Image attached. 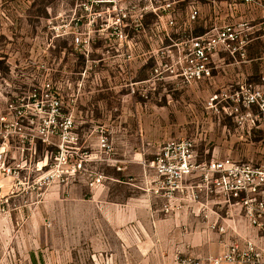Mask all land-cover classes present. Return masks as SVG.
<instances>
[{
	"label": "rangeland",
	"instance_id": "obj_1",
	"mask_svg": "<svg viewBox=\"0 0 264 264\" xmlns=\"http://www.w3.org/2000/svg\"><path fill=\"white\" fill-rule=\"evenodd\" d=\"M197 1L0 0L1 128L18 110L38 122L58 101L56 121L70 115L86 149L101 128L114 146L123 140L152 150L175 138L176 128L188 137L197 124L207 129L209 114L200 120L193 112L204 99L177 89L189 84L182 73L192 47L188 30L199 27L190 17ZM126 16L132 18L127 27L121 20ZM10 141L19 156L20 137ZM58 141L55 135L52 142ZM35 142L38 158L56 150ZM32 178L23 172L14 181L0 180V264H162L168 236L159 241L147 226L133 223L114 235L98 224L91 190L72 196L54 185L39 191ZM110 189L111 198L135 193L149 200L139 186L112 183ZM179 213L184 222L172 228L201 234L195 249L203 255L223 250L225 232L190 209ZM225 216L223 208L220 219Z\"/></svg>",
	"mask_w": 264,
	"mask_h": 264
},
{
	"label": "built area",
	"instance_id": "obj_2",
	"mask_svg": "<svg viewBox=\"0 0 264 264\" xmlns=\"http://www.w3.org/2000/svg\"><path fill=\"white\" fill-rule=\"evenodd\" d=\"M167 3L171 0H156ZM255 2V0H231ZM169 6V5H168ZM164 14V13H163ZM158 16L161 13L157 14ZM197 8L191 11L195 19ZM191 52L183 76L191 83L211 73L208 65L212 54L219 47L234 51V43L243 42L240 28L232 25L214 27L209 31L190 39ZM36 98L37 92L32 94ZM213 100V99H211ZM245 106L257 104L264 117V94L258 89H247L242 100ZM13 108V105L10 106ZM14 109H17L15 107ZM41 109V108H40ZM59 111L51 103L48 117L41 116L38 122L26 117L18 110L13 120L3 130L0 126V180L4 177L11 181L21 177L24 172L32 178V185L44 191L54 185L67 186L84 179L90 188L103 185L105 174L98 167L102 162H113L114 145L105 129L101 128L97 145L86 149L80 143V135L74 129V120L68 115L61 122L56 121ZM251 116V114H246ZM26 118V122L25 119ZM18 135L20 144L16 147L19 156L13 154L11 136ZM58 136L59 141L52 140ZM53 144L54 152L48 151L38 158L35 142ZM144 167L142 188L147 193L161 199V211L172 214L183 211V206L196 215L208 218L205 203L219 201L228 205L244 207L250 224L264 235V199L258 194L264 188V164L234 161L230 157L198 159L196 141L191 137L168 138L159 146L152 158L142 159ZM202 203L195 211L194 206ZM205 210V211H204ZM205 213V214H204ZM213 228L226 232L228 225L213 222ZM175 264H264V242L249 237H237L224 242L219 253L198 255L179 251L175 255Z\"/></svg>",
	"mask_w": 264,
	"mask_h": 264
},
{
	"label": "crops",
	"instance_id": "obj_3",
	"mask_svg": "<svg viewBox=\"0 0 264 264\" xmlns=\"http://www.w3.org/2000/svg\"><path fill=\"white\" fill-rule=\"evenodd\" d=\"M230 1H197L195 8L198 15L195 23L199 27L193 29L198 33H205L214 27L232 25L240 28L243 42L234 43V51L219 47L208 62L211 68L210 75L185 86L178 83L177 89L195 98L204 99L202 107L198 109L196 105L193 107L198 119L207 120L205 114H209L207 129L204 124L201 126L197 124L193 136H190L196 141L198 159L230 157L238 162L264 164L263 113L257 104L245 106L242 103L247 89H258L264 94V0H255L253 3ZM174 134L177 135L175 138L188 137L186 131L179 128L174 130ZM163 141L154 150L142 145L135 148L130 141L129 143L123 140L116 141L113 154L115 161L98 164L105 174L102 186L91 189L84 180L79 179L65 187L72 196L87 189L91 190L93 197L96 198L92 205L97 210L98 224L108 226L114 235L120 234L117 227L133 223L147 226L151 235L159 241L164 239V235L168 236L167 249H162L161 252L163 255L161 263L175 264V255L179 251L203 255L194 246L197 240H201V234L183 235L178 228H172L175 224L184 222L185 217L179 212L161 217L162 214L159 212L162 201L150 193H147L149 200L138 198L135 193H129L122 198L110 197L112 183L142 188L145 181L141 160L152 158ZM89 145L95 147L97 141H91ZM203 145H210L213 148L203 151ZM258 196L264 199V188L260 190ZM201 205L202 203L195 205V211ZM187 206L185 204L183 210H187ZM223 208L226 210V216L220 219V211ZM205 210L209 211L206 218L208 224L218 222L228 225L223 246L224 242L237 237H249L264 242L263 233L250 224L244 207L213 200L205 203ZM111 259L113 261L116 259V253H111Z\"/></svg>",
	"mask_w": 264,
	"mask_h": 264
},
{
	"label": "trees",
	"instance_id": "obj_4",
	"mask_svg": "<svg viewBox=\"0 0 264 264\" xmlns=\"http://www.w3.org/2000/svg\"><path fill=\"white\" fill-rule=\"evenodd\" d=\"M154 17L158 20V17H159V16L156 14V15H154ZM121 20H122V23H123V24L126 23V27H127L129 24H131V23H129V22L132 21V18L126 16V17H122ZM189 32H190V34H189ZM188 34L191 35V37H192V36L200 35V34H202V33H198L196 29H191V28H190V29L188 30ZM173 36L176 37L177 35L175 34V35H173Z\"/></svg>",
	"mask_w": 264,
	"mask_h": 264
}]
</instances>
